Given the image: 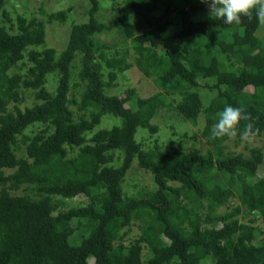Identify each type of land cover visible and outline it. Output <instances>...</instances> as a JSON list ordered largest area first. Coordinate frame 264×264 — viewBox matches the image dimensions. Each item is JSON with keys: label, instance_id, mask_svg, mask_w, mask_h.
<instances>
[{"label": "trees", "instance_id": "1", "mask_svg": "<svg viewBox=\"0 0 264 264\" xmlns=\"http://www.w3.org/2000/svg\"><path fill=\"white\" fill-rule=\"evenodd\" d=\"M87 1L88 18L58 51L45 45L42 20L11 18L0 0V264H264L256 223L264 225V150L211 138L226 105L244 107L255 137L264 135V26L255 12L228 25L201 0H107L113 14L103 21L101 0ZM113 29L158 88L150 96L105 93L131 66L125 50L109 54L97 38ZM161 108L193 126L202 119L206 150L143 149L137 128L155 133ZM109 114L119 123L93 131ZM133 164L150 182L128 194Z\"/></svg>", "mask_w": 264, "mask_h": 264}, {"label": "rangeland", "instance_id": "2", "mask_svg": "<svg viewBox=\"0 0 264 264\" xmlns=\"http://www.w3.org/2000/svg\"><path fill=\"white\" fill-rule=\"evenodd\" d=\"M88 7L87 0H6L5 3V9L11 18L20 14L26 19L35 17L42 20L46 32L45 45L53 46L58 51L64 47L71 25L76 22H83L88 18ZM111 14H113L111 5L107 0H101L95 16L100 20L106 21ZM171 18L174 24L170 29L174 30L177 27L178 16L173 15ZM5 26H8V24ZM261 26H264V24H261ZM8 30L14 32L15 28H8ZM97 38L109 45L112 49L108 52L109 54L112 53L111 51L121 54L125 50L126 62L131 64L125 71L117 73L115 86L104 88L107 95L114 94L123 97L126 94V89L131 87L135 88L137 95L140 97H148L157 91L158 88L152 78L144 76L135 66L134 52L130 47L129 41L123 40L116 29L103 32ZM75 63L72 68V83L77 79L76 71L78 64L77 62ZM55 84L56 77L54 75L47 77L46 87L48 90L52 91ZM75 93L78 98L77 92ZM27 102L26 104H29L30 99ZM22 106L23 104H21ZM71 108L75 109L74 106H71ZM150 122L158 128L155 133H150L147 129L139 127L135 134L136 140L141 143L143 149L152 148L156 144L161 149H167L172 146L183 150H190L194 147H199L202 152L206 150L204 138L200 135L203 125L202 119L199 120L197 125L193 126L183 121L170 108H161ZM118 123V118L109 114L102 117L100 123L94 127L93 131L99 128H109ZM39 127H41L40 124L29 125L25 128V132L32 133ZM90 135L91 133H88L87 136L89 137ZM193 135H195V138H192ZM235 138L231 137L227 140V146L231 150L247 152L246 146L250 145H260L264 150V135L254 137L250 141L242 140L240 137L239 140L235 141ZM75 150H72V152L68 151V154L70 156L73 155ZM116 153H119V151H116ZM214 178L216 180L219 179L216 175ZM149 182L150 175L137 167L136 164H133L126 174L123 189L128 194H131L136 190L137 184L139 186H146ZM229 203L234 205L237 203V200L235 198L230 199ZM224 209L225 207L222 206L218 210ZM256 223L260 224L262 229L264 228V225L259 221H256ZM129 233L130 236H133L136 233V228L133 227Z\"/></svg>", "mask_w": 264, "mask_h": 264}, {"label": "clouds", "instance_id": "3", "mask_svg": "<svg viewBox=\"0 0 264 264\" xmlns=\"http://www.w3.org/2000/svg\"><path fill=\"white\" fill-rule=\"evenodd\" d=\"M201 2L208 5L211 18L225 24H240L242 17L251 21L253 12L257 22L264 24V0H201ZM217 117V122L211 129L212 139L237 136L241 121L246 122L243 131L239 133L242 140L250 141L259 133V129L254 127V118L242 106L226 105Z\"/></svg>", "mask_w": 264, "mask_h": 264}]
</instances>
